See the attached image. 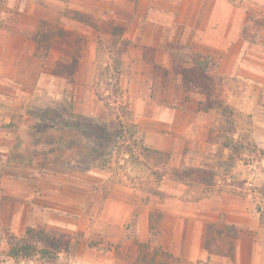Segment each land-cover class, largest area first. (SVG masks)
I'll return each instance as SVG.
<instances>
[{"label":"rangeland","instance_id":"374dc122","mask_svg":"<svg viewBox=\"0 0 264 264\" xmlns=\"http://www.w3.org/2000/svg\"><path fill=\"white\" fill-rule=\"evenodd\" d=\"M224 2L247 10L243 37L249 45L243 59L249 60L235 78L217 71L221 79L214 78L212 90L197 97L213 105L226 103L230 92L248 93L247 78H252L257 83L250 90L258 102L253 115L238 117V137L232 139L230 126L222 122L224 147L215 155L220 156L217 169L209 173L222 177L239 163L235 187L241 198L251 195L264 242V0ZM215 3L0 0V31H11L10 41L0 43V264H86L85 243L103 239L108 232L103 225L89 227L88 219H101L114 185L130 186L150 201L159 184L155 164L160 159L150 146L148 118L156 106L183 105L178 95L186 97V105L190 102L182 76L172 72V65L188 61L203 44L196 33L199 27L223 23V14L211 17ZM75 13L84 15L86 22L70 18ZM43 21L50 23V30H67L72 40L82 38L83 54L76 67L69 51L76 53L77 48L62 40L49 45L36 38ZM115 27L124 30L122 38L111 33ZM188 27L191 36L185 35ZM207 38L214 43L216 37ZM148 45L155 50L145 51ZM222 56L213 59L220 62ZM154 63L169 73H155ZM225 148L232 151L229 161L221 160ZM164 153L163 164L168 159ZM249 175L252 187L247 185ZM29 223L45 233L79 236L78 258L60 253L13 260L11 236H22ZM217 226L218 237L210 228L207 241L221 252L220 241L224 250L231 247L224 240L235 230L223 220Z\"/></svg>","mask_w":264,"mask_h":264},{"label":"crops","instance_id":"0c3cea01","mask_svg":"<svg viewBox=\"0 0 264 264\" xmlns=\"http://www.w3.org/2000/svg\"><path fill=\"white\" fill-rule=\"evenodd\" d=\"M221 14L224 15L222 24L215 22L211 27H199L196 33L200 35L203 44L194 52L211 58L223 55L220 62L217 60L219 75L235 78L238 68L249 60L243 59L249 45L243 37L247 10L224 0H216L211 17L217 19ZM188 29L185 35L191 34V27ZM207 36L216 37L214 43L208 41ZM10 38L9 27L0 31V43L5 44ZM147 49L155 50L149 45L145 46V51ZM175 64L177 63H173V68ZM247 80L249 87L251 85L248 93L245 92L242 96L239 93V96L230 92L226 102L234 112V130L228 132L232 139L239 135L240 129L236 122L238 117L253 115L258 102V96L250 90L255 89L253 85L257 80ZM181 82L184 85L183 77ZM186 90L187 98H190L187 105L186 97L178 95L179 99H183V105L179 103V106L155 107L148 118L151 136L149 142L154 150L168 152L166 165L169 169L195 170L197 174H184L183 179L174 178L171 173H164L163 166L156 163L155 168L162 172V178L158 180V187L154 190L157 192L151 194L150 201L148 198L143 200L144 195L139 190L130 186L114 185L108 194L101 219H88L89 227L103 225L108 232L105 238L95 240L100 242L98 246L87 247V242L85 243L89 258L84 263L136 264L138 249L135 239L141 243L149 242L151 216L159 213L161 218L158 235L153 246L180 258L182 264H264V242L256 227L255 207L250 203L251 195L246 199L241 198L235 187L239 163L233 172L222 177L212 173V170L209 173V169H217L220 156L215 159V155L220 154L219 151L224 147L221 110L212 108L214 105L209 99L197 97L200 94L204 96L207 92L190 91L187 88ZM193 94H196V98ZM262 106L264 107V104ZM197 149L206 154L197 153ZM192 153L196 155V159L192 158ZM223 153L222 161L232 158L231 150L226 149ZM190 166L193 168H189ZM118 194L121 197L113 199V196ZM163 197L166 200L162 199ZM135 212L138 215L133 239L129 236V225L134 220ZM220 220L224 221L226 227L234 229L235 235L231 232L229 241L224 240L225 243L229 242L231 247L224 250L220 241L223 247L221 252H216L211 248L208 238L210 228L213 229V236L218 237L217 222ZM81 245L82 243L75 254L77 258L82 250Z\"/></svg>","mask_w":264,"mask_h":264},{"label":"trees","instance_id":"16d2710c","mask_svg":"<svg viewBox=\"0 0 264 264\" xmlns=\"http://www.w3.org/2000/svg\"><path fill=\"white\" fill-rule=\"evenodd\" d=\"M70 18L77 22H86L84 15L75 13L70 15ZM50 23L43 21L39 33H37L36 38L39 42L48 43L49 45L54 41L62 40L63 43L68 44L71 49L77 48L78 51L74 53V50H70V59L72 61V67H76L80 63V59L83 54L81 46H83V40L79 37L77 40H72V34L67 30L62 28L50 30ZM115 37L122 38L124 35V30L120 28L113 29ZM79 48V49H78ZM148 50V49H147ZM150 50V49H149ZM152 50V49H151ZM218 63L213 58L208 55L202 54L200 52H193L190 58L186 62L181 64H175L173 68V73L180 74L183 77L184 86L188 90H194L198 92H210L214 86L213 79L221 77L217 74ZM155 73L164 72L168 74L167 71L162 66L155 64L153 66ZM70 74L74 73V70L69 71ZM212 108H219L222 114V122L227 126H230V132H233L234 120H233V109L227 105L225 102H221L219 105H214ZM154 155L160 159L157 161L163 166L164 173H171L174 178L183 179L184 174L190 176V171H181L176 169H169L167 167V162L162 163L161 157L165 155L161 151H152ZM168 155L169 158V154ZM168 161V159H167ZM158 179L162 178V172L157 170L156 172ZM138 213L135 212V217L133 222L129 225V236L135 239V227H136V217ZM161 215L159 213H154L151 216V228H150V240L147 243H141L135 239V245L138 249V254L136 258V264H182V260L173 254L153 246L158 235V224ZM81 239L79 236L74 238H66L60 233H45L43 230H37V228L28 224L25 229V233L20 237L11 236V248L9 250V256L15 261H29L30 259L48 254H60L64 253L68 256H75L79 249V244ZM100 242L89 241L87 242V247L98 246ZM110 245H108V248Z\"/></svg>","mask_w":264,"mask_h":264},{"label":"built area","instance_id":"2783aa9c","mask_svg":"<svg viewBox=\"0 0 264 264\" xmlns=\"http://www.w3.org/2000/svg\"><path fill=\"white\" fill-rule=\"evenodd\" d=\"M253 183H254V178H253L252 175H249L248 178H247V185L252 187Z\"/></svg>","mask_w":264,"mask_h":264}]
</instances>
